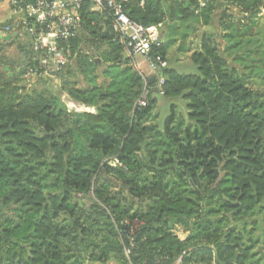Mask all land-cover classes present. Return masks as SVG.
<instances>
[{
  "label": "trees",
  "instance_id": "16d2710c",
  "mask_svg": "<svg viewBox=\"0 0 264 264\" xmlns=\"http://www.w3.org/2000/svg\"><path fill=\"white\" fill-rule=\"evenodd\" d=\"M140 2L125 9L145 25L218 16L224 50L204 32L195 70L181 72L162 25L155 91L109 12L86 2L57 91L21 94L0 55V264H264V89L251 85L264 79V0ZM84 42L108 56L101 74Z\"/></svg>",
  "mask_w": 264,
  "mask_h": 264
},
{
  "label": "built area",
  "instance_id": "2783aa9c",
  "mask_svg": "<svg viewBox=\"0 0 264 264\" xmlns=\"http://www.w3.org/2000/svg\"><path fill=\"white\" fill-rule=\"evenodd\" d=\"M11 20L2 26L5 35L21 37L28 34L32 41L35 63L26 64V81L33 83L49 77V72L65 68L72 62L71 40L77 36L82 25V10L89 2L94 11L106 10L112 16V32L125 46L128 55L143 56L155 71L157 65H166L160 57L153 58L151 47L164 42L163 24L145 25L132 19L125 9L129 0H7ZM219 0H196L197 11L210 2ZM231 2L232 0H220ZM144 6L145 0H141ZM264 20V7L258 12ZM10 38V39H11ZM135 63V62H134ZM136 65V64H135ZM49 69V70H48ZM161 79L158 88L163 85ZM163 93V91H162ZM139 105H145L143 100ZM75 106V105H74ZM72 107V106H71ZM81 109L83 107L81 106Z\"/></svg>",
  "mask_w": 264,
  "mask_h": 264
},
{
  "label": "rangeland",
  "instance_id": "374dc122",
  "mask_svg": "<svg viewBox=\"0 0 264 264\" xmlns=\"http://www.w3.org/2000/svg\"><path fill=\"white\" fill-rule=\"evenodd\" d=\"M257 19L261 22H259L258 29L262 30V34H257L258 37H264V20L262 18H259L257 15ZM217 20V21H216ZM214 22L212 24L206 25L204 22L198 17V16H192L189 19L183 21V20H177L170 22L167 20L165 22V25H163L166 32H171L169 35V54H168V61L171 60V62L174 65L179 66L181 69V72L189 73L195 70L194 64L191 62V56L194 52L200 49L201 43H202V35L204 32L211 33L215 39L221 42V50H224V46L226 45L225 40H223V31L222 27L218 20L220 18L217 16ZM169 25V26H168ZM85 36L83 40H85ZM22 42L20 44V42ZM19 40L17 37L14 38V43L12 45L8 46H2V50H0V55L3 57L4 61L1 60L5 64H9L13 67V75L19 77V92L21 94L26 93H40L45 92L49 94V92H55L57 91L59 85H60V79L56 76V72H49V77L47 78H41L36 82L28 83L26 81V64L29 62L35 63L32 61L34 59V51L32 48V41L28 34H23ZM1 45V43H0ZM81 48L84 49L86 52H89L91 55L99 57V72L101 74L102 70H104V67L107 66L109 63L108 56L104 53L102 50H98L96 46H87L84 42V44H80ZM92 47V48H91ZM22 48V49H21ZM104 49V47H102ZM138 57V56H137ZM262 59L264 57V54L261 55ZM24 58V59H22ZM75 60H73L71 63H74ZM264 61V60H263ZM6 69H9L7 66ZM49 70V69H48ZM81 78V76H80ZM48 79V81H46ZM150 77H147V80L149 82ZM101 80H103V77L101 75ZM251 85L258 89H264V79L255 78L251 80ZM160 99V101H159ZM158 101L159 103L156 105L154 109V114H157V118H155V123L161 124L162 120L165 118V116L169 113V107L170 104L168 101L162 100V97H159ZM68 106H74L73 103H68ZM184 104L183 101L180 102L181 111L184 110ZM74 108V107H73ZM113 185V191H120L123 192V200L124 203L128 206H131L130 200L127 201V192L126 189L119 183L112 181ZM126 201V202H125ZM135 202V209L140 208L142 204L145 202H140L138 205L137 201ZM173 232L177 234L181 239H185L188 232H185L183 228L179 225L173 226ZM179 263V262H178ZM95 264V263H91ZM96 264H102V263H96ZM105 264H119L115 260H110Z\"/></svg>",
  "mask_w": 264,
  "mask_h": 264
},
{
  "label": "crops",
  "instance_id": "0c3cea01",
  "mask_svg": "<svg viewBox=\"0 0 264 264\" xmlns=\"http://www.w3.org/2000/svg\"><path fill=\"white\" fill-rule=\"evenodd\" d=\"M218 4L226 6L222 2H218ZM10 20H11V12L9 9L8 1L2 0L0 2V33L3 36H5V34L3 32H1L2 26L6 23H9ZM258 22H261V21L258 20ZM19 38L20 37H17L18 40H19ZM11 39H9V40H2L1 39L0 41H12L13 39L12 40ZM19 42H20V40H19ZM21 43L22 42H20V44ZM13 44H15V43H13ZM22 59H24V58H22ZM134 62L136 64V67L144 74V76L150 77V78L153 76H156L155 71L150 67V64L146 61V59L143 56L135 57Z\"/></svg>",
  "mask_w": 264,
  "mask_h": 264
},
{
  "label": "water",
  "instance_id": "95a60500",
  "mask_svg": "<svg viewBox=\"0 0 264 264\" xmlns=\"http://www.w3.org/2000/svg\"><path fill=\"white\" fill-rule=\"evenodd\" d=\"M11 38L10 35H5L3 36L1 33H0V40H9ZM149 82L152 84L153 88L155 91H158V85H157V77L156 76H153L149 79ZM83 109H87L85 106H82Z\"/></svg>",
  "mask_w": 264,
  "mask_h": 264
}]
</instances>
